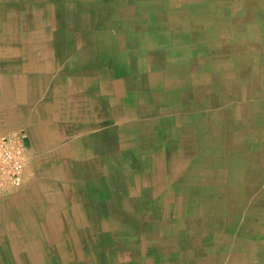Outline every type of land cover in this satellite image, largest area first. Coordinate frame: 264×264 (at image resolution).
<instances>
[{
	"label": "crops",
	"instance_id": "0c3cea01",
	"mask_svg": "<svg viewBox=\"0 0 264 264\" xmlns=\"http://www.w3.org/2000/svg\"><path fill=\"white\" fill-rule=\"evenodd\" d=\"M3 1H6L5 6L12 2L0 0V6H3ZM263 2L16 0L14 5L23 19L16 28L22 30L23 35L11 38L10 33H6V38L0 40V128L27 129L36 176L31 182L17 188L18 192L13 195L6 189L0 190V264H20L19 254H31L30 249L24 246L20 251L14 249L10 236L12 222L26 220V211L37 223L30 234H37L38 239L41 237L39 249L57 246L56 241L42 236L45 234L42 230L44 217L41 218L42 214L33 216L39 213L36 203L43 207V216L47 214L65 235L73 238L65 245L66 248L91 246L89 250H92L91 243L86 239L101 237L105 232L102 228H106L110 222L122 225L129 221L142 222L140 215L136 217L134 213L144 203L141 194L144 171L130 165L140 162L144 152L140 149L138 135L141 131L139 127L145 123L140 120L141 109L146 108V113L151 115L152 110L156 112L160 108L176 107L177 111V108L183 107L189 110L187 119L199 118L197 116L204 114L203 110L218 109L220 98L226 93L237 96V92L241 95L249 92L251 95V79L258 74L253 72V68L259 72L260 91L264 94ZM36 10L38 15L34 13ZM220 10L223 12L220 13ZM49 14L57 21L53 25H50L51 21L45 22ZM36 16L41 18V22L35 20ZM36 30L41 31L38 37L32 35ZM253 38L261 44L260 49L253 48L252 42L250 44L249 39ZM254 51L257 52L255 57ZM164 92L173 94V98L159 99L158 95ZM262 100L260 122L264 130ZM260 141L264 144V133ZM202 147L196 157L188 160L190 164L198 159L197 167H186L184 179L177 180L176 185H173V180L164 183L163 171L158 170L162 168H157L155 160L152 161L151 185L167 189L196 187L205 194L204 190L208 188L237 190V180L230 178L232 172L253 171L256 169L254 166L264 171V151L260 153L261 162L257 165L249 159L250 154L239 153L237 156L232 149L209 152L208 146L203 144ZM132 154H136V162L127 160L128 155ZM162 154L172 156L170 149ZM151 156L154 159L157 157L155 147ZM221 174L226 176L221 177ZM190 177L194 180L190 181ZM245 182V187H242L260 189L257 194L260 199L264 198V182L255 186ZM35 193L39 194L40 199L31 201L30 197ZM129 204L134 206L131 208ZM72 210L76 218L66 221L65 217ZM13 212L17 213V217ZM258 220L246 222L245 226L250 228L248 231H239L240 224L235 223L233 229L223 233L230 240L227 248L205 244L214 232L202 235L203 240L196 249V253L199 251L196 254L198 260H207L205 264H264V231L254 232L250 227L252 224L255 228H264V221ZM44 230L50 229L46 230L44 226ZM110 235L112 238L113 235ZM235 237L243 244L240 249L232 246ZM155 248L156 252L151 253V257L161 263L166 254L165 243L159 240ZM107 252L108 249H102V253ZM211 255L218 256L219 261L209 262ZM141 258L137 262L141 263ZM169 262L176 264L170 258ZM184 264H197L196 258Z\"/></svg>",
	"mask_w": 264,
	"mask_h": 264
},
{
	"label": "bare ground",
	"instance_id": "6f19581e",
	"mask_svg": "<svg viewBox=\"0 0 264 264\" xmlns=\"http://www.w3.org/2000/svg\"><path fill=\"white\" fill-rule=\"evenodd\" d=\"M10 1H12V2H9V1L8 2L11 3V5L5 6L6 5V1H3V4H2L3 6H0V11L2 10V12H0V40H1V38H3V39L6 38V33H10V37L11 38L21 37L23 35L22 30H18L17 29L18 27L16 28V25L21 20L23 22V19H22L21 14H20V10L18 8H16V6L14 5V4H16V0H10ZM126 3H127V1H126ZM263 4H264V2H263ZM216 7L218 8V6H216ZM6 8H7V12L5 14L4 12L6 11ZM183 10H185V9H183ZM221 11L222 10H220V13H221ZM34 13L38 15V10L34 11ZM203 14H204V12H203ZM237 16H238V14H237ZM82 19H84V18H82ZM35 20L38 21V22H41V18H39L37 16L35 17ZM129 20H131V18H129ZM49 21H51L50 25L51 24L53 25V23L57 22L55 19H52V14H49L46 17V21L45 22H49ZM145 25H146V23H145ZM183 27H185V26H183ZM218 28H219V26H218ZM250 30H251V28H250ZM217 31L220 32V30H217ZM249 32L250 31L248 30L247 34H249ZM119 33H121V32H119ZM219 36H221V35H219ZM254 39L255 38L249 39L250 40L249 41L250 44L252 42V44L254 46L253 48H259L260 49L261 48V46H260L261 44L257 43L256 40L254 41ZM238 43H240V42H238ZM151 44H153V43H151ZM76 46H77V44H76ZM243 47H245V46H243ZM53 50H54V48H53ZM133 50H134V48H133ZM234 52L236 53V51H234ZM219 54H221V53H219ZM52 58H53V56H52ZM48 59H49V57H48ZM192 62L193 61H191L190 63H192ZM218 63H220V62H218ZM174 64H172V65H174ZM57 65L59 66V63ZM176 65L179 66V64H176ZM216 66H218V65H216ZM193 68H194V66L192 67V69ZM219 73H220V71H219ZM244 75H250V74L249 73H244ZM262 76H264V75H262ZM172 77H174V76H172ZM184 77H186V76H184ZM188 78H190V77H188ZM258 82H259V80H258ZM105 85L103 84V86H105ZM174 87H175V85H174ZM198 90H200V89H198ZM252 94H253V92H252ZM260 94H261V92H260ZM236 95L238 96L239 92H237ZM243 96H244L243 97V101H246V100L249 101L250 100L249 92H245L243 94ZM152 98H153V96H152ZM158 98L162 99V101L169 100V99L173 98V94H168V93L164 92V94L158 95ZM135 99H136V97H135ZM114 101H115V99H114ZM154 103H155V101H154ZM259 105L260 104L258 102L256 104H253V108H252V110L250 112L246 111L249 108V106H244V107L240 106L238 109L235 108L236 115H237L238 112L241 113V116L237 115L236 119L234 118V111H233L234 109L219 111L217 113H215L217 111L215 109L213 111V114L209 115L208 118L207 117L204 118L205 115L204 114H200L199 116H197L199 118L187 119V112L189 111L188 109H183V107H182V108H177L178 110L176 111V107H172V113L170 115H168L165 119L162 120L161 125H159L158 123H155V122H145L144 124H142L139 127L141 131H140V134H138V135H139L140 140H141V148L140 149L144 150L143 155H142L143 157H142L140 162L130 163V165H131L132 168L144 171L143 172V180H142V186L144 188L142 189V193H141L142 194V200H143L144 203H141L142 205L137 207V208L142 209V211L145 212V215L147 217V218H144L145 219V223L144 224H140V227H144V228L150 230V232H148L147 242H146V240H144V243H145L144 248L147 249V253H150V257H148V256L146 257V263L145 264H153L152 258H151V255H152L151 253L156 252V248L155 247H156L157 241H159V240H162L165 243V252H166L167 258H170V259L176 261V264H184V263H186L188 261L191 262L194 259V257L196 258L197 264L198 263H200V264H205L206 263L207 260H203L202 259V260L199 261L197 255H196L199 252L198 251L196 253V249L198 248V243L203 240L202 235H204V234L207 235L208 233H213L214 232V234L207 239V242L205 244H207L209 246H220L221 245L220 247H223V248H227L228 247V244H229L230 240L228 239V236H226V234H223V233H226V231H228L230 229H233L234 224L236 223L235 213L234 212L238 208H240V205L242 203V200H243V197H244V194L242 193V191L241 190H235V189H226V188H221V189L208 188V189L204 190L205 194L204 193L202 194V192H203L202 189L196 188V187L195 188L193 187V189L192 188H188V187L187 188L186 187H174L173 189H169V188L167 189V187L166 188H158V187H155V186L151 185L150 179H152V175H151V170L152 169H150V168L154 167V164L152 163V161L155 160L154 161L155 162V166L157 168H162V169H158V170L163 171L164 183L168 184V182L170 180H173V185H176V181L177 180H183L184 179L186 167L187 168L190 167V166H191V168L197 167L198 159H195L196 161L191 163V164L188 163V160L191 159L192 157H196L200 153L199 149L203 148L202 147L203 144L205 145V147L208 146L206 148H207V150L209 152H213L215 150L227 151L229 149H232V150H235V151H237V152H239L241 154L242 153H245V154H248V155L250 154L251 158H249V159L253 163H256L257 165H259V163L261 162V159H259V156H260V153L262 151H264V144H261V142H258V143L254 144L253 139L255 137H257V138L258 137H260V138L262 137V133H264L262 125L260 124V126H256L255 124H253V125L249 124L250 128H244V127H238V128L235 127L234 128V126L232 125L233 121H237V120L238 121L239 120H242V121L260 120V118L262 116V110L259 107ZM254 106H256V107H254ZM151 108H149L148 111H150ZM114 110H116V109H114ZM124 110H126V109H124ZM151 112H152L151 113V115H152L154 110H152ZM137 113L139 114L138 111H137ZM82 114H83V112H82ZM139 115H143V114H139ZM123 117L126 118L125 115ZM140 119H142V118H140ZM201 121L203 122L202 124H197L198 122H201ZM191 123H195V124L191 125ZM58 124H60V123H58ZM61 126H62V124H61ZM190 132H194V136H192V137L186 136V134L190 133ZM222 139H225V140H222ZM189 140L193 143V148L192 149H188L187 148V142ZM27 143H28V147H29V134H28V137H27ZM125 144L127 145V142H125ZM218 145H219L220 148L216 149V147H218ZM153 147H155L157 149V157L155 159H154L153 156H151V152L153 151ZM168 149L171 150L172 156H170V158L164 164H160L159 163V158L162 155L159 156V153L162 154V152H165ZM30 154H31V152H30ZM137 159L138 158H137L136 154L128 155V158H127V160L130 161V162H136ZM254 167L256 169H258V170L253 169V171L232 172L230 178L234 179V180L241 179L243 181L251 182L253 184V186H255V184L258 185L260 182L261 183L264 182V171H262L261 168H258L257 166H254ZM30 168L32 170L34 169L32 167V155H31V160H30ZM68 175H69V172H68ZM224 176H226V175L221 174V177H224ZM191 180H194V179H191V177H190V181ZM220 181L221 180H219V182ZM193 182H195V181H193ZM161 186H162V184H161ZM249 186H251V185H249ZM15 189H17V188H15ZM0 190H4V189H0ZM250 190H252V192H253L254 189L251 188ZM35 191H38V190H35ZM238 191H241L242 194H239ZM32 192H34V191H32ZM262 196H264V190H263ZM35 198H37V199L39 198L40 199V196H39L38 193H35L34 195H31V197H30L31 201H33ZM43 200H44V197H43ZM170 200H178V202H179V206H178L177 209H175L176 213L174 214L175 217H176L175 218L176 222L169 223L168 219H166V220H164V219H159V220L152 219V218H156V215L158 214V212L156 210L159 207L162 208V213H166V212L168 213L167 210H168V206H169ZM252 202H253V205H254L253 206L254 209H256L259 213H261V212L264 213V198L263 197H262V199H260V198L255 199ZM21 203H22V201H21ZM33 203L35 205V202H33ZM75 204H77V203H75ZM193 204L196 207L194 209H191L192 208L191 206ZM44 205H46V204H44ZM129 205H131V208H132V206H134V204H129ZM35 207H36V210L39 213H36L33 216L42 214L41 218L43 219V217H44V220H42L43 221L42 222V225H43L42 226L43 227L42 230H43V232H45V234L42 235V236H44V238H47V240L50 239V240L56 241L57 242V246L54 247V248H48V247L45 248L44 247V250H40L39 249L40 248L39 247V239L41 240V237L39 236L40 238L38 239L37 238V234H34V233H33L34 235L30 234L37 227V223L33 222L34 220L32 219V216L29 214L28 211H26V212H24V214L26 216V220L17 218L20 221H16V223L22 227V230L20 232H17L16 235H12L11 236L12 247H14V249H17V250L20 251L22 249V247L24 246L26 248H29L30 249L29 251L31 252V254L29 253L30 255L19 254L20 264H108V263L109 264H135L137 259L143 254V251L141 250L140 247H138L137 245H133L134 243H138L139 241L137 239H133V240H130V243H127V245L130 247L131 254H130V256L128 258H126V257L124 258L123 253L120 251L121 248H122V245L120 243L121 242V238L120 237H116L115 238V236H113L112 238H115L116 246L118 247L119 251L117 250L116 246L111 248V249H108L107 253H103L105 255L104 259L98 253H96V252H102L101 249H99L100 251H97V250L95 251L93 249L89 250V249H86V248H81V249L76 248V247H74V248L73 247L66 248L65 245L70 243L73 238H71L70 236L65 235V233H63V231H62V228L60 226H58L56 224V222H54V220H51V217H49L47 214L43 216V214H44L43 213L44 212L43 207L38 206L37 203H36ZM23 209H25L24 206H23ZM26 209H27V207H26ZM198 209L202 210V214L200 213L198 216H196V215H194V211L198 212ZM48 210H49V208H48ZM16 212H13L14 217H17L16 216V214H17ZM263 213H262L261 216L264 219V214ZM181 215H182V218L180 217ZM0 218H1V216H0ZM204 220H208V221H206L205 224H204L203 223ZM249 221L252 222V220H249ZM129 222L131 224L139 226L138 222H136V221H129ZM70 223H68V224H70ZM44 226H45L46 230H49V229L50 230L49 231H45L44 230ZM250 227H251V229L254 230V232H262V231H264L263 227L255 228V227L252 226V224L250 225ZM249 229L250 228L247 225V226H243V228H240V231L244 232V231H248ZM160 231H163V232H160ZM56 232H58V233L56 234ZM184 236L185 237L187 236V238L184 239ZM65 239H69V241H65ZM18 240H22L23 244L18 243ZM186 242H189V244L187 245ZM113 244H114V241H113ZM93 245H94L93 248L95 249V244H93ZM232 246L235 249H237V248L240 249V240L238 239V237L237 238L235 237V240H234V243H233ZM36 249H38L39 252L38 251L35 252ZM123 249H124V247H123ZM177 251H179V253H180L178 258H177V254H176ZM242 253H243V251H242ZM254 254H255V252H254ZM208 261L211 262V263H213V262L217 263L219 261V258L216 255H211ZM259 262H257V263H259ZM166 264H170L168 260H166ZM232 264H234V263H232Z\"/></svg>",
	"mask_w": 264,
	"mask_h": 264
},
{
	"label": "rangeland",
	"instance_id": "374dc122",
	"mask_svg": "<svg viewBox=\"0 0 264 264\" xmlns=\"http://www.w3.org/2000/svg\"><path fill=\"white\" fill-rule=\"evenodd\" d=\"M99 17H100V14H99ZM40 34H41V31L40 30H36V31L33 32L32 35L38 37V36H40ZM208 38H209V36H208ZM253 53H254V57H255V55H256L255 53H257V52L254 51ZM253 69H254L253 72L259 74V72H258V70L256 68H253ZM258 74L257 75L254 74L253 78L251 79L252 83L250 84V86L253 89V94L251 93V95L249 97L250 98L249 101L248 100L243 101V97L244 96L241 95V94H239L238 96H235L233 93H226V95H224L223 98H220L221 101L217 105L218 109H216L217 111L215 113H217L219 111L234 109L233 110L234 111V118L236 119L237 118L236 116L237 115L241 116V113L238 112L237 115H236L235 108L238 109L240 106H243V107L244 106H249V108L246 111L250 112L252 110V108H253V104H256L257 102L260 104L259 107L261 108L262 101H263L262 99H264V94H262V93H261L262 95L260 94V92H261L260 91V77L258 76ZM238 80L240 82L245 81L244 79H238ZM258 80H259V82H258ZM226 97L229 98V99L226 100L225 99ZM254 107H256V106H254ZM145 109L146 108H142L141 109V112H142L143 115H141L142 119H140V120H142V121L145 120V122H156L159 125H161V122H162L163 119H165L168 115H170L172 113V109L171 108H167V107L166 108L157 109L156 112L154 111L152 115L147 114L146 113L147 111ZM214 110L215 109L203 110L204 111V115H205L204 118L205 117L208 118L209 115H212ZM199 111H197V112H199ZM135 120L138 121V118L135 119ZM249 124H252V125L255 124L256 126H260L261 122H260V120H247V121H242V120L238 121L237 120V121H233L232 125L234 126V128L235 127H237V128L238 127L250 128ZM186 136L192 137V136H194V132L187 133ZM261 138L260 137H258V138L255 137L253 139L254 144L258 143V142H261L260 141ZM187 148L188 149H192L193 148V143L190 140L187 142ZM233 152H235L237 154V156H239V152H237L235 150ZM159 156H161L160 153H159ZM160 158H159V163L160 164H164L170 157L165 155V154H162V156ZM33 172H34L33 177H32V179L29 182H31L34 179V177L36 176L35 170ZM29 182H27V183H29ZM245 184H246L245 181H243L241 179L237 180V185H238V189L237 190H241L242 193L244 194V197H243L242 203L240 205V208H238L234 212L235 213L236 223L240 224L239 229L243 228V226H245L246 222L247 223H251V221H249V220L255 221V219H259L258 221H260V222L264 220L263 217L260 214H257L259 212L256 209L253 208L254 205H253V202H252L255 199L260 198V195L257 194V192L260 191V189L259 190L254 189L253 192H250V189H245L244 188ZM241 185L242 186L244 185V187H242ZM14 190L10 191L9 193L13 195V194L18 192L17 189H14ZM241 191H238L239 194H242ZM169 206H168V210H167L168 213L167 212L166 213H162V208L161 207L157 208L156 211L158 212V214L156 215V218H152V219H156V220H159V219L166 220V219H168L169 223L176 222V220H175L176 217H175L174 214L176 213L175 209H177L178 206H179L178 200H170ZM195 207L196 206L194 205L193 209ZM68 208H70V207L68 206ZM139 210H140V208H139ZM139 210L135 211V214H137L136 217H138L140 215V220H142V222H138L139 227L134 225V224H131V223H125L124 225H122L121 223L110 222V223H108V226L106 228H102V231H105V232L103 233V235L101 237H98V238L89 237V238L86 239V242L89 241L90 243H92L91 245H92V249L93 250L100 251L99 249H101V250L102 249H111V248L115 247L116 246L115 238L116 237H120L121 238V242L120 243L122 245V248H121L120 251L123 253L124 258L125 257L128 258L130 256L131 252H130V247L127 245V243H130V240L137 239L139 241L138 242L139 245H138V243H134V242H133L134 243L133 245H137L138 247H140L142 249L143 254L141 255V257H143V258H141V263L136 261L135 264H138V263L139 264H145L146 263V257L147 256L150 257V253H147L145 251L146 249L144 250L143 245H144V240L147 241L148 232H150V230H148V229H146L144 227H140V224H144L145 223V221H143V219L147 218V217L145 215V212L142 211V209H141V212H139ZM74 213L75 212L72 210V212L65 217L66 221H69L70 219H75L76 215ZM200 213L202 214V210L201 209H198V212L194 211V215H196V216H198ZM180 217L182 218V215ZM206 221H208V220H206ZM71 224H76V223H71ZM21 230H22V227L20 225H18L16 223V220H15L14 222H12V228L10 229V236L16 235V233L20 232ZM140 231H142V233H140ZM100 232L101 231H99V233ZM160 232H163V231H160ZM97 233H98V231H97ZM92 234H94V233L92 232ZM109 234H112L113 236H116V237L112 239L111 235L109 236ZM239 236H241V235H239ZM186 238H187V236L186 237L184 236V239H186ZM233 238H234V236H233ZM93 240L95 242H93ZM113 241H114V244H113ZM18 243L23 244L22 240H18ZM93 244H95V249L93 248V246H94ZM249 244L250 243H248L247 245H249ZM242 245L243 244L240 241V247ZM123 247H124V249H123ZM86 248L89 249V248H91V246H88ZM117 250H118V247H117ZM37 251H38V249L35 250V252H37ZM96 253H98L104 259L105 255L102 252H96ZM176 254H177V258H178L179 254H180L179 251H177ZM165 257H167V255L164 253L163 260L161 261V263H159V261L157 259L155 260L154 257H151V258H152L153 264H158V263L159 264H164V263L166 264ZM167 260L169 261V258H167ZM174 262H176V261H174Z\"/></svg>",
	"mask_w": 264,
	"mask_h": 264
},
{
	"label": "built area",
	"instance_id": "2783aa9c",
	"mask_svg": "<svg viewBox=\"0 0 264 264\" xmlns=\"http://www.w3.org/2000/svg\"><path fill=\"white\" fill-rule=\"evenodd\" d=\"M25 128H0V189L21 187L33 177Z\"/></svg>",
	"mask_w": 264,
	"mask_h": 264
}]
</instances>
